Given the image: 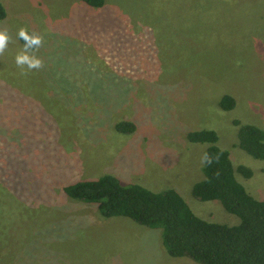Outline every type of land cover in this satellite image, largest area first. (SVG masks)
I'll return each mask as SVG.
<instances>
[{"label":"rangeland","instance_id":"obj_1","mask_svg":"<svg viewBox=\"0 0 264 264\" xmlns=\"http://www.w3.org/2000/svg\"><path fill=\"white\" fill-rule=\"evenodd\" d=\"M0 2V264H201L169 256L159 229L102 218L62 187L109 174L174 189L200 219L237 225L193 197L207 144L187 134L213 132L234 169L251 172L236 180L264 199V160L237 145L239 126L264 131V0ZM21 26L42 38L39 69L14 64Z\"/></svg>","mask_w":264,"mask_h":264},{"label":"trees","instance_id":"obj_2","mask_svg":"<svg viewBox=\"0 0 264 264\" xmlns=\"http://www.w3.org/2000/svg\"><path fill=\"white\" fill-rule=\"evenodd\" d=\"M81 1L99 8L104 0ZM4 17L0 2V20ZM19 42L23 45L22 40ZM234 105V99L227 95L218 102L224 111L232 110ZM234 123L239 126L237 121ZM115 129L131 133L135 126L118 122ZM187 140L207 144L202 152L203 178L192 186L193 197L218 201L226 212L239 218L237 225L200 219L174 189L153 192L138 184H124L109 174L67 184L62 191L73 200L95 204L102 218L119 216L159 229L161 246L171 257H187L201 264H264V199L251 197L235 177L239 173L247 179L250 170L244 166L234 169L228 152L216 145V135L211 131H191ZM237 145L252 158L264 160L263 130L239 126Z\"/></svg>","mask_w":264,"mask_h":264},{"label":"clouds","instance_id":"obj_3","mask_svg":"<svg viewBox=\"0 0 264 264\" xmlns=\"http://www.w3.org/2000/svg\"><path fill=\"white\" fill-rule=\"evenodd\" d=\"M17 37L23 41L22 50L13 57L14 64L18 68L33 70L41 67L40 59L33 53L39 48L42 38L39 35L30 34L21 26L16 30ZM8 36L0 31V52L6 48Z\"/></svg>","mask_w":264,"mask_h":264}]
</instances>
